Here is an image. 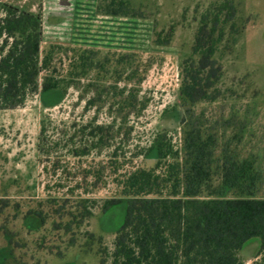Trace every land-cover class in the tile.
Returning a JSON list of instances; mask_svg holds the SVG:
<instances>
[{"label":"rangeland","instance_id":"obj_1","mask_svg":"<svg viewBox=\"0 0 264 264\" xmlns=\"http://www.w3.org/2000/svg\"><path fill=\"white\" fill-rule=\"evenodd\" d=\"M130 1L145 19L131 21L125 53L140 54L141 72L149 68L140 85L127 89L135 87L144 110L121 111L111 90H99V98L100 86H89L99 83L94 74L62 94L39 92L23 107L0 110V264H100L99 252L114 249L127 207L115 206L103 218V206L121 195L127 174L154 167L157 154L147 156V149L156 135L167 133L182 148L187 109L239 158H263L264 0H242L250 22L235 46L221 45V96L195 106L180 101L181 66L192 55L201 16L216 0ZM171 29L170 44L157 46L156 36ZM62 60L59 68L67 69ZM97 126L104 127L107 146L91 136ZM29 213L38 215L40 228H28ZM260 246L251 240L241 260L253 264Z\"/></svg>","mask_w":264,"mask_h":264},{"label":"trees","instance_id":"obj_2","mask_svg":"<svg viewBox=\"0 0 264 264\" xmlns=\"http://www.w3.org/2000/svg\"><path fill=\"white\" fill-rule=\"evenodd\" d=\"M97 1L100 15L145 19L130 0ZM244 14L242 0H216L201 16L192 55L181 66L182 106L218 101L223 78L218 55L224 43L236 45L250 22ZM172 38L171 29L154 43L168 46ZM42 42L40 14L0 4V110L23 107L39 92L62 94L93 74L99 83L89 86H100L99 98V90H111L120 97L121 111L145 109L135 87L127 89L140 85L148 71H140L139 53L104 54L58 44L42 49ZM62 58L67 69L59 68ZM182 127V148L167 133L156 135L147 149V156L157 154L154 167L127 174L120 182L121 195L103 206V218L115 206L127 207L114 249L99 252L100 264H245L240 253L253 239L261 242L253 264H264V155L261 162L258 157L239 158L190 109ZM105 132L101 126L91 131L101 147L108 145ZM25 221L31 230L41 226L37 214L29 213Z\"/></svg>","mask_w":264,"mask_h":264},{"label":"crops","instance_id":"obj_3","mask_svg":"<svg viewBox=\"0 0 264 264\" xmlns=\"http://www.w3.org/2000/svg\"><path fill=\"white\" fill-rule=\"evenodd\" d=\"M3 3L41 15L42 49L58 44L125 53L132 42L131 21L139 20L100 15L97 0H0ZM50 29L58 30L56 38Z\"/></svg>","mask_w":264,"mask_h":264},{"label":"built area","instance_id":"obj_4","mask_svg":"<svg viewBox=\"0 0 264 264\" xmlns=\"http://www.w3.org/2000/svg\"><path fill=\"white\" fill-rule=\"evenodd\" d=\"M52 34H55V35H57V32H58V30H56V29H50L49 30Z\"/></svg>","mask_w":264,"mask_h":264}]
</instances>
